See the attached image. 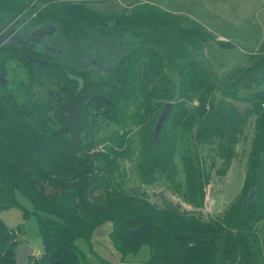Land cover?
I'll list each match as a JSON object with an SVG mask.
<instances>
[{"label":"trees","instance_id":"16d2710c","mask_svg":"<svg viewBox=\"0 0 264 264\" xmlns=\"http://www.w3.org/2000/svg\"><path fill=\"white\" fill-rule=\"evenodd\" d=\"M0 9L8 21L26 14L35 25L56 26L67 44L99 37L116 56L101 72L68 65L30 43L0 46V73L5 74V83L0 82V212L20 207L25 218L34 214L43 242V251L25 263L85 264L88 251L78 244L84 239L105 264L91 238L107 221L123 259L147 245L148 264L264 263V229L259 228L264 220V43L247 65L219 76L205 54L208 31L152 2L123 13L96 10L87 0H0ZM26 53L48 62H34ZM12 62L23 71L15 74L16 83L7 77ZM67 70L83 77L80 90ZM52 86L54 94L41 98V90ZM168 101L173 106L158 142L152 121L143 127L138 176L148 186L168 183L195 207L204 204L209 177L199 146L217 140L229 162L235 131L256 116L243 186L219 217L204 219L201 212L181 210L180 203L170 207L167 199L158 205L149 194L127 187L121 159L133 155L131 140L122 130L100 136L103 125L140 124L141 109L152 111ZM234 101L248 106L241 111ZM186 123L192 137L178 163L176 130ZM251 188L257 194L248 203ZM144 223L140 235L129 237V230ZM21 230L0 218V264L17 263Z\"/></svg>","mask_w":264,"mask_h":264},{"label":"rangeland","instance_id":"374dc122","mask_svg":"<svg viewBox=\"0 0 264 264\" xmlns=\"http://www.w3.org/2000/svg\"><path fill=\"white\" fill-rule=\"evenodd\" d=\"M145 1L152 2L169 13L195 20L208 31L210 38L205 48V54L211 60L212 66L219 76L225 75L238 66L247 65L250 55L257 52L264 43V0H87V4L103 12L123 13L129 12L136 4ZM8 19L9 16L0 9V33L10 25H14L13 34L16 35L18 30V35H21L14 42L30 43L39 51H52L56 57L76 68L95 69L102 72L116 59L114 48L109 46L106 41L101 42L99 37L93 36L85 39L79 46L67 44L58 38V28L50 25L51 27L38 41H28L30 33L36 31L40 26L35 25L26 14L12 21H8ZM221 42L227 44L223 45ZM16 73H23V71H20V68L12 62L7 77L15 83L18 77L15 75ZM18 88L19 86L15 90H18L17 93L20 94L22 90ZM54 90H56L54 86L45 87L41 90L40 97H46L48 91L54 94ZM243 92H246V89L240 91V93ZM234 102L241 111H244L248 106L244 101ZM196 104L197 101L192 103V105ZM162 108L157 107L152 111L141 109L140 112L143 115L140 124L130 122L126 127H123L120 124L110 123L103 125L100 131V136L114 134L116 130L126 131V138L132 142L133 155L121 159L126 186L141 190L150 189L149 198L158 205H162L167 199L174 203H180L181 207L189 206L190 211L201 212L204 219L221 216L223 211L240 194L243 186L248 156L255 135L256 116H250L244 121L243 126L235 131L234 153L229 162L225 161V153L218 146L217 140L212 144L199 146L203 157L202 161L205 163L209 177L205 183L204 204L202 207H195L174 193L168 183L160 180L154 185L148 186L139 179L136 166L138 151L142 145L141 132L146 130L143 127L148 121H152L150 125L154 128ZM191 130L192 126L188 127L187 123L176 130L175 157L178 163H180L181 149L192 137ZM245 131H248L249 135L247 142L243 145ZM99 147L104 148L105 146L101 144ZM19 198L28 209H33L31 201L23 194L19 193ZM0 218L7 226L15 230L22 226L20 238L33 247L34 254L38 255L43 251V242L34 214L25 218L20 207H11L2 210ZM259 228L264 229V220L259 223ZM78 242L81 245L86 243L84 239H80ZM148 254L149 247L143 245L134 258L145 260ZM104 258L105 264H114L107 260V257ZM92 260L93 264H100L99 259L93 258ZM24 264H28V262ZM85 264H91V261Z\"/></svg>","mask_w":264,"mask_h":264},{"label":"water","instance_id":"95a60500","mask_svg":"<svg viewBox=\"0 0 264 264\" xmlns=\"http://www.w3.org/2000/svg\"><path fill=\"white\" fill-rule=\"evenodd\" d=\"M49 27H51V26L47 25V24H44V25L40 26L36 31L30 33V35L28 36L27 40L28 41H30V40L31 41H38L41 38V36L44 35L47 32V29ZM9 30L5 31L4 33H2L0 35V46L3 45V44H5V45L9 44L10 40L13 38V37H8L7 36V32H9ZM19 43H22V42H15L14 45H17ZM26 55L32 61L37 62V63H47L48 62L45 59L35 58V57L31 56L28 53H26ZM66 73H67L69 78L78 81V90H80L84 86L83 77H81L79 75H76V74H72L69 70H67ZM143 74L145 75L146 73L144 72ZM0 82H1L2 85L5 83V75L3 73H0ZM50 94H52L51 91H50ZM172 106H173V102L168 101V102H166L164 104V106L162 108V112L159 115V117H158V119H157V121L155 123V127H154V140H155V142H158V140H159V136H160L161 130L163 128L164 122L167 120L169 112H170ZM248 135H249V132L245 131L244 132V137H243V142H242L243 145L247 142ZM137 192L142 194V195H146V194L150 193V189H148V188L144 189V190L137 189ZM256 194H257V190L255 188H251V190L249 192V196H248L247 202L250 203V202L255 201ZM168 202L170 204V207H175V203L174 202H172L171 200H168ZM146 227H147V223H144L143 225H141L138 228H134V229L129 230V232H128L129 237H131V238L137 237L138 235H140L144 231V229ZM32 254H34L33 247L30 244H28V243H22L18 247V257H17V263L16 264H24L26 262L27 258L30 255H32Z\"/></svg>","mask_w":264,"mask_h":264},{"label":"crops","instance_id":"0c3cea01","mask_svg":"<svg viewBox=\"0 0 264 264\" xmlns=\"http://www.w3.org/2000/svg\"><path fill=\"white\" fill-rule=\"evenodd\" d=\"M111 230H112V223L110 221H107L99 225L95 229L92 235L91 246L94 252L99 257L101 258L107 257L108 258L107 260H110L114 264H148L147 260H148L149 254L145 258V260L134 258V256H136L137 253L131 254L126 259H123L121 253L114 247L111 241V238L109 235ZM23 243H28V242H23ZM78 244L80 247L88 251L86 263H89L91 261V264H93L92 259L96 258L97 260L98 257L89 251L88 243L86 242L84 243V245H81L78 242Z\"/></svg>","mask_w":264,"mask_h":264},{"label":"flooded vegetation","instance_id":"af4514ba","mask_svg":"<svg viewBox=\"0 0 264 264\" xmlns=\"http://www.w3.org/2000/svg\"><path fill=\"white\" fill-rule=\"evenodd\" d=\"M10 26H13V27H10ZM9 26V28H12V29H10L9 30V28H7V29H5V30H3L1 33H0V35L2 34V33H4L5 31H7V30H9V32H7V36L8 37H13L11 40H10V43L9 44H14L15 42V40H17V38H19V36H21V35H18V30H17V32H16V35H14L13 33V31H14V25H10ZM3 45H5V44H3ZM2 46V45H1ZM47 52H49V51H47ZM52 52V51H51ZM53 53V52H52Z\"/></svg>","mask_w":264,"mask_h":264},{"label":"built area","instance_id":"2783aa9c","mask_svg":"<svg viewBox=\"0 0 264 264\" xmlns=\"http://www.w3.org/2000/svg\"><path fill=\"white\" fill-rule=\"evenodd\" d=\"M190 207L189 206H187L186 207V205H183L182 207H181V210H187V211H190Z\"/></svg>","mask_w":264,"mask_h":264}]
</instances>
